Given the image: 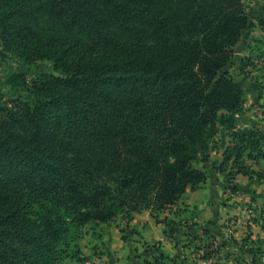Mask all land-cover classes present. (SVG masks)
<instances>
[{
    "label": "trees",
    "instance_id": "obj_1",
    "mask_svg": "<svg viewBox=\"0 0 264 264\" xmlns=\"http://www.w3.org/2000/svg\"><path fill=\"white\" fill-rule=\"evenodd\" d=\"M245 1L0 0V58L52 66L3 81L36 101L0 97V264H61L84 226L171 208L204 183L193 162L219 126L227 189L255 174L264 135L237 129L223 71L254 26Z\"/></svg>",
    "mask_w": 264,
    "mask_h": 264
},
{
    "label": "crops",
    "instance_id": "obj_2",
    "mask_svg": "<svg viewBox=\"0 0 264 264\" xmlns=\"http://www.w3.org/2000/svg\"><path fill=\"white\" fill-rule=\"evenodd\" d=\"M261 28L264 29V26ZM243 36L244 33L241 38ZM237 46L238 44L235 47ZM235 49L233 47L232 50ZM247 99L249 100V97H243L242 112ZM254 110L253 108L240 115L236 127L257 129L264 135V130L261 129L263 122L252 117ZM225 139L226 142L221 146V150L230 144L228 131ZM213 153L215 154V151H212ZM222 153L217 157L216 162L222 161ZM212 162L214 161L210 157V162L206 165L208 170H204L206 179L201 188L196 190L187 188L171 208L155 213L143 210L135 213L130 221L116 217L106 223L84 226L80 230L77 242L71 245L77 257L70 256L61 264H135L136 261L152 262L157 254L162 255L161 261L157 264H178L181 245L186 242L183 240L192 239L195 233L206 230L211 235L223 236L228 229L242 227L240 226L242 220H239L238 227L228 220L233 214H240L243 217L246 213L244 203L232 206L229 201L228 184L225 182L229 170L212 171L210 166ZM256 166L264 169V161L258 160ZM263 177L262 174L248 177L235 173L230 179L233 187L246 192L247 196L254 199L247 209L249 213L252 209L255 210V216L258 211L256 208L264 206ZM248 225L257 234L259 223L250 222ZM153 245L156 246H154L155 250L145 251V246L153 247Z\"/></svg>",
    "mask_w": 264,
    "mask_h": 264
},
{
    "label": "rangeland",
    "instance_id": "obj_3",
    "mask_svg": "<svg viewBox=\"0 0 264 264\" xmlns=\"http://www.w3.org/2000/svg\"><path fill=\"white\" fill-rule=\"evenodd\" d=\"M243 10L254 26L249 31L243 32L244 36L240 38L237 43L238 46L235 47L236 44L234 46L236 49L232 50L233 56L226 65L228 68L223 71L230 74L244 91V96L249 97V100L245 101L242 114L254 108L252 117L261 119L263 122L261 129L264 130V29L258 25L259 19L264 16V0H247L243 3ZM247 45L249 46L247 47ZM13 73L24 74L28 80H32L41 73H52V66L48 61L23 66L13 58H6L5 60L0 58V97L20 98L34 103L36 100L29 94L27 88L11 89V87L4 86V79ZM259 113L260 115H258ZM225 135L226 130L219 126L215 134L208 140L209 157H212L214 163L224 151L221 150V146L226 142ZM212 151H215V154H212ZM245 162L247 163L246 160H244ZM206 165L199 161L193 162V166L198 167L197 169L200 168V170H208ZM252 168L256 171L255 175L261 176L262 174L264 176V169L258 168L255 164ZM211 169L216 171L212 167ZM227 170H230V165H228ZM231 173L233 172L231 171ZM227 180L228 177L225 181L226 184H228ZM231 192L233 191L228 189V193ZM229 201L232 206L244 203L246 207L244 216L233 214L228 219L237 227L240 224L239 220H242L243 223L240 224L242 227L228 229L223 236L211 235L206 230L195 233L192 239L183 240L186 242L181 245L180 253L184 258L179 259L178 264H264V206L256 208L258 211L255 216V210L252 209L251 213L248 212L249 205L254 201L252 197L246 196L242 199L230 197ZM250 222L259 223L257 234L248 225Z\"/></svg>",
    "mask_w": 264,
    "mask_h": 264
},
{
    "label": "built area",
    "instance_id": "obj_4",
    "mask_svg": "<svg viewBox=\"0 0 264 264\" xmlns=\"http://www.w3.org/2000/svg\"><path fill=\"white\" fill-rule=\"evenodd\" d=\"M248 163V162H247ZM248 166H253L251 163L250 164H248ZM229 196L230 197H232V198H240V199H242V198H244V197H246L247 196V193L246 192H244V191H242V190H235V191H233V192H231V193H229ZM156 247V246H155ZM150 248V250H155L154 249V247H149ZM158 255V254H157ZM156 255V256H157ZM184 257H183V255L180 253L179 254V259H183ZM155 261V259H153V261L152 262H154ZM145 261H136V263L135 264H145L144 263Z\"/></svg>",
    "mask_w": 264,
    "mask_h": 264
}]
</instances>
